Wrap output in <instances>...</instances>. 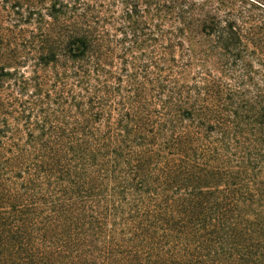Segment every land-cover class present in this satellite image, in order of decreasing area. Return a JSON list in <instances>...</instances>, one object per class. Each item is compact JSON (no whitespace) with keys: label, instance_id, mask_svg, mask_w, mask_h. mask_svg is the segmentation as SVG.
I'll return each mask as SVG.
<instances>
[{"label":"trees","instance_id":"obj_1","mask_svg":"<svg viewBox=\"0 0 264 264\" xmlns=\"http://www.w3.org/2000/svg\"><path fill=\"white\" fill-rule=\"evenodd\" d=\"M0 264H264V0H0Z\"/></svg>","mask_w":264,"mask_h":264}]
</instances>
